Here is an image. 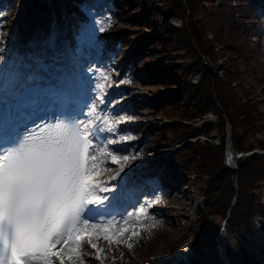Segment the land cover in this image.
Wrapping results in <instances>:
<instances>
[{"label": "trees", "instance_id": "obj_1", "mask_svg": "<svg viewBox=\"0 0 264 264\" xmlns=\"http://www.w3.org/2000/svg\"><path fill=\"white\" fill-rule=\"evenodd\" d=\"M21 1L10 0L12 10ZM58 1L72 22L83 15L80 0ZM110 6V19L99 37L105 40L106 48L115 40L120 47L129 48L123 73L125 90L153 86L163 92L174 87L158 100H150L142 93L136 95L142 108L184 119L196 117L206 109L218 114L217 143L197 140L183 149H173L157 168V175L169 178L172 185L183 175L190 182L203 173L206 178L203 206L197 213L196 228H192L196 235L191 242L193 251L176 264H223L214 247L220 225L229 237L225 243L229 264H264L232 241L233 232L252 231L253 215L264 218V136L254 134L257 123L264 125V104L258 105L254 90L256 86L264 92V0H110ZM135 8L140 14L134 13ZM159 16L178 17L180 27L158 29ZM148 19L156 27L150 34L146 32ZM106 33H114V38H105ZM180 46L181 51L174 52ZM195 68L200 74L197 82L182 86L187 72ZM226 120L230 123L233 152L258 148L237 156L235 167L223 162ZM208 128L207 123L147 124L142 131L143 150L157 153L162 141L173 145L185 135ZM190 172L196 177H189ZM165 195L166 189L162 188L153 203H161ZM156 209L167 222L165 210ZM260 229L264 242V224ZM185 234L182 232L172 244ZM163 236L164 240L165 230L157 233L156 239Z\"/></svg>", "mask_w": 264, "mask_h": 264}, {"label": "snow or ice", "instance_id": "obj_2", "mask_svg": "<svg viewBox=\"0 0 264 264\" xmlns=\"http://www.w3.org/2000/svg\"><path fill=\"white\" fill-rule=\"evenodd\" d=\"M49 41L55 43V30ZM8 64V58L0 55V264H85V243L99 261L103 249L93 243V238L102 236L109 244L119 245L127 231L116 228L112 219L105 222V213L100 211L118 202L127 173L121 177V184L107 187L108 181L99 178L104 163L101 158L110 156L113 163L128 160V156L118 158L113 153L122 151L118 145L132 137L105 136L106 143L101 146V134H115L120 123L97 115L98 110L103 111L101 105H110V93L99 94L104 91L102 83L95 85L98 94L91 106L83 105L87 113L77 106L66 108L53 102L51 122L19 131V125L13 126L17 117L12 107L4 104L5 93L19 83L21 72L10 71ZM82 73L81 68L78 75ZM33 79L43 78L27 77L29 83ZM58 84H64L63 78ZM66 86L73 87L71 81ZM101 122L107 126H100ZM146 213L147 209L141 208L137 218ZM94 220L98 222H90Z\"/></svg>", "mask_w": 264, "mask_h": 264}, {"label": "rangeland", "instance_id": "obj_3", "mask_svg": "<svg viewBox=\"0 0 264 264\" xmlns=\"http://www.w3.org/2000/svg\"><path fill=\"white\" fill-rule=\"evenodd\" d=\"M40 1L42 0H23L21 3L14 8L12 13L9 16H6L8 13L9 7V0H0V49L1 46H4L3 43L5 39L7 40L13 34L19 33L22 28V22L20 21L21 18L34 11L37 8V13H48V10H51L52 5L51 2L54 0H45L46 3L42 4ZM94 2L95 0H89ZM101 1L104 6H106L109 10V0H99ZM47 8V9H46ZM103 10V9H100ZM97 13V11H96ZM135 14H140L138 8L134 9ZM100 14V13H97ZM64 27L66 25L67 14L63 12L62 15L57 16V20L59 21L63 18ZM102 17V25H104L108 19V11L105 14H101ZM164 18H169L172 21V25L175 27H180V19L178 17L169 16V17H160L157 20L156 27L159 29H163L168 26V23L161 26L162 21ZM68 25L69 21L67 20ZM88 22V21H87ZM68 26V27H69ZM72 27V26H71ZM153 23L148 19L146 24V32L152 33L155 28ZM87 29L86 25L80 24L78 29H69L68 32L72 33L71 36L76 38V35L84 36V30ZM96 29L92 30V35L96 34ZM61 31L64 28H60ZM126 31L131 32L130 29L127 28ZM76 32V34H75ZM180 34L182 32L180 31ZM105 38H114V33H106ZM97 48L101 54H103V67L107 72L111 70V77H109L110 81H117L120 82L119 84H115L114 86H110L109 84H103L104 88L108 87V90L104 94L110 93L108 95V100L113 108L112 113V120L113 122L119 121L120 123L116 125L118 131L115 134H112L111 139H117L118 135L130 136L132 137L131 140L126 142H121L118 147L123 149L119 152H114L113 154L116 155L118 158L123 156H128V160L119 159L117 163H113L111 161L110 156H103L101 159L104 161L102 164V172L100 179L104 177L113 175L114 172L116 174L120 173H127L128 176L132 177L137 174L149 173L151 176L156 175L157 167L165 160V153L168 152L170 149L173 150L177 146L176 144H169L167 140L162 141L159 146V151L156 153L154 150H143V138H142V131L144 130L147 124L161 125L163 119H167V121H172L174 118L179 116L176 115H162V114H154L152 113V109L148 107L147 109H143L139 98L136 97L138 94H144L148 99L153 100V98L159 93V98H163V94L165 92L172 91L174 87L167 88L166 91L161 92L158 88H154L153 86H132L131 92L128 94L124 91L123 86L124 83L122 80V75L125 73L127 67V56L129 53L128 47H120L118 45V41H114L111 45V48L108 50H103L101 46V42L96 37ZM181 46L174 50V52L181 51ZM117 53V56H111L112 53ZM107 58V61H106ZM110 58V61L108 60ZM110 62V63H109ZM161 63H166L165 60H162ZM197 69H193L187 73H191L196 71ZM136 72L138 70H135ZM244 70L241 71V74L246 78L245 73L243 74ZM138 73V72H137ZM186 78L182 79L181 85L185 82ZM253 83V82H252ZM247 85V84H246ZM174 86V85H173ZM247 87H249L247 85ZM254 90L257 92L259 99L258 105L264 104V92L260 91L258 87H254ZM157 100V99H156ZM206 117L208 114H204L195 119V117L188 119V123H193L194 119L196 122L206 121ZM180 118V117H179ZM214 118V115L211 116ZM216 122L208 123L209 128L207 129L206 133L209 132L208 130L212 127H215L217 130L215 134L210 135L209 133L204 139L200 138L199 141H209V142H218V137H220V131L217 125V119L215 117ZM166 123V122H164ZM177 123V122H175ZM182 123V124H188ZM168 125V124H167ZM227 126L225 122V127ZM255 135L258 137L264 136V125H259L258 123L255 125ZM218 136V137H217ZM225 141L227 138L225 137ZM135 150L131 148L135 146ZM176 145V146H175ZM115 147V146H113ZM184 147H182L183 149ZM111 147L108 148V151H111ZM135 156L136 159H132ZM134 164L132 168L130 165ZM112 173V174H111ZM190 176H193L190 175ZM161 178V176H158ZM163 179L164 183L163 186L167 187L165 198L163 199L162 205L158 206V208L166 210L164 216L167 218V222L162 219L163 216L155 213L152 211V204L151 207L149 205L144 209H147L146 214H141L139 218H137V214L130 215L128 214L124 221H127L125 224L123 222L122 226L127 229L126 234L121 236V241L119 245L117 244H109L107 241H104L102 236L99 238L94 237L93 243H98L99 247H108L117 245V251L123 255L122 264H151L154 261V258L161 253L168 252L169 250L173 249L172 241L177 239L182 232H186L185 236L180 238L178 241H181L183 238L187 239V241H191L190 239L196 237L195 231L192 228H196L194 219L196 214V209L192 208L194 203L202 204L198 202L197 199L204 198V189L206 187V178L204 173L201 174L200 178H196L194 182H190L186 175L178 177L174 184L170 183L171 181L169 178ZM156 186V184H153ZM190 196L193 197L196 201L192 203L190 200ZM202 207V205H201ZM140 212V211H139ZM138 212V213H139ZM197 217V215H196ZM152 225H155L154 227ZM143 226V227H142ZM165 230L166 238L163 240V237H159L156 239V234ZM134 232H139V235H132ZM233 234H237L233 232ZM130 244L131 247L127 245ZM172 248V249H171ZM107 250V249H106ZM105 249H103V256L101 255V260H95V252L91 250L89 246L85 243L83 245V254L82 258L85 261V264H114L112 263V256L109 254ZM127 251V254H125ZM191 251V249H190ZM189 251V252H190ZM91 253V254H90ZM58 264V261L55 262ZM67 264V262H66ZM121 264V263H119ZM164 264V263H162Z\"/></svg>", "mask_w": 264, "mask_h": 264}, {"label": "bare ground", "instance_id": "obj_4", "mask_svg": "<svg viewBox=\"0 0 264 264\" xmlns=\"http://www.w3.org/2000/svg\"><path fill=\"white\" fill-rule=\"evenodd\" d=\"M40 2L43 4L42 1H40ZM36 11H37V8L35 9L33 14L28 13L22 17V19L20 21L22 22L23 27H24V25L27 27V24H28V27L30 26V23L32 22V20H33L32 18L36 14ZM21 32H22V30L20 31L19 34H14L13 39H10L7 43H5V47L3 49L4 51L2 52L3 56L8 58L9 64L6 66H9L10 71L12 69L13 70L16 69L17 67H19L21 65V63L19 62V58L16 57V51H21L20 48L16 49V47H19L24 42L25 32L22 34H21ZM48 34H50V33H46L42 37L40 36V38H39L40 42L38 41V44H39L38 48H39L40 52H42L41 53L42 58H41V60H39L37 62V66H39V67H44L51 60L52 56L58 55L57 51L59 50L58 49L59 45H57L56 43H54V44L50 43L49 38L47 36ZM15 39H17V41L14 43ZM29 50H30V48H27V50H23L22 52L28 54V52H30ZM32 54H33V56L30 59L33 60L37 56V52H33ZM225 160L229 163H232L234 161V156H233V153H232L229 145H227V150L225 153ZM101 180L108 181V184L106 185L107 187H109L110 183L113 181V180H111V176L106 177V178L101 179ZM117 247H119V246L113 245V246H108L107 248L103 247V244H102V246H100V248H102V249H105V250L107 249L106 251L109 254H111L112 263H114V264L121 263L122 264L123 255L117 251ZM190 249H191V243H190V241L188 242L187 239H185V240L181 241L180 243H178L172 250H169L168 252L161 253L158 258H154V261H152L151 264H159V262L172 264L176 259H178L180 257H185V255L190 251ZM103 252L104 251L101 252V255L103 254ZM125 254H127V251Z\"/></svg>", "mask_w": 264, "mask_h": 264}, {"label": "water", "instance_id": "obj_5", "mask_svg": "<svg viewBox=\"0 0 264 264\" xmlns=\"http://www.w3.org/2000/svg\"><path fill=\"white\" fill-rule=\"evenodd\" d=\"M225 162H226L227 164H229V165H235L234 162H232V163H229V162H227V161H225ZM219 253H220V252H219ZM220 254H223V251H221ZM223 261H224L225 264H228L226 260H223Z\"/></svg>", "mask_w": 264, "mask_h": 264}]
</instances>
